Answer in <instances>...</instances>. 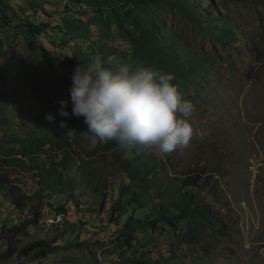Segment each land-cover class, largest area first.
I'll return each instance as SVG.
<instances>
[{
    "label": "rangeland",
    "instance_id": "374dc122",
    "mask_svg": "<svg viewBox=\"0 0 264 264\" xmlns=\"http://www.w3.org/2000/svg\"><path fill=\"white\" fill-rule=\"evenodd\" d=\"M194 1L200 8V24L212 27L214 35L228 29L235 35L217 38L201 32L167 7H148L142 12L144 24H152L160 35H167L168 46L178 47L183 57L199 61L202 68L198 74H190L186 82L175 78L172 81L192 106L187 118L192 136L187 146L167 154L154 148L159 161L176 165L172 177L196 168L214 176L209 181L215 197L212 204L221 209L220 221L229 226V232L220 234L221 222L212 220L205 243L194 252L176 249L172 253L171 245H180L174 238L165 235L155 237L153 242L143 233L125 237L119 234L109 210L81 217L69 195L58 191L55 196L52 193L50 202H43L53 204L56 210L46 208L45 220L30 233L54 237L66 231L64 240L53 246L46 259L37 261L26 259L31 250L9 258L5 254L8 248L0 243V264H102L107 253L114 259L142 255L154 244H158L155 259L159 264H264V0ZM100 10L87 0H0V143L19 136L53 139L71 143L84 155L111 143L86 132L82 117L59 116L57 103L68 101L67 111L71 113L73 71L59 65L80 47L93 49L96 63L115 55L134 66L150 67L149 60L132 55L130 45L119 34L120 27L115 20L111 22L116 12L104 8L108 12L105 16ZM215 12L218 18L212 16ZM26 19L45 31L36 42L25 29H18ZM124 25L134 29L129 22ZM47 113L55 115V123L45 119ZM61 120L65 128L60 127ZM88 161H81L78 166L82 169L76 172L79 181L90 184L85 205L92 206L96 201L93 197L100 195L94 186L100 180L101 167L97 158L92 163ZM22 180L21 187L33 198L40 188L39 178L26 175ZM122 181V175L110 172L105 191L108 202L118 199ZM60 206H67L66 217L57 211ZM28 210L26 219H31L34 212ZM23 220L8 202L0 199V230ZM85 225L87 230L82 228ZM77 240L84 246L69 245ZM208 244L212 246L206 253L203 247Z\"/></svg>",
    "mask_w": 264,
    "mask_h": 264
},
{
    "label": "trees",
    "instance_id": "16d2710c",
    "mask_svg": "<svg viewBox=\"0 0 264 264\" xmlns=\"http://www.w3.org/2000/svg\"><path fill=\"white\" fill-rule=\"evenodd\" d=\"M90 4L101 8L100 14L107 16L109 11L116 14L111 18L120 27L119 34L122 39L130 45L132 55L147 59L151 62L150 67L169 73L177 80L186 82L190 74H198L202 68L199 61L183 57L178 47L171 48L166 44L165 34L160 35L158 30L153 29L152 24L147 26L142 22L145 19L142 12L148 7H167L176 17L190 22L193 26L199 27L201 32L213 36L235 35L233 30L219 31L214 35L212 27L200 24L198 14L200 8L194 0H87ZM106 5L105 7L102 5ZM124 10L125 13L122 11ZM214 18L219 15L215 12ZM129 22L134 29L125 28L124 23ZM25 29L30 38L36 42L45 35L41 27L33 26L27 19L24 25L18 29ZM221 32V33H220ZM169 38V37H168ZM3 47L0 46V57ZM93 49L73 51L72 58L60 61L59 67L66 71H73L77 66H87L91 62ZM58 61V60H57ZM52 64L50 63V68ZM53 69V68H52ZM62 152V160L57 162ZM97 158L100 163L101 177L94 191L99 196H94V205H85L87 188L90 184L87 181H79L80 175L76 172L82 169L78 164L94 161ZM158 154L154 147L144 149L140 152L133 150L125 152L120 150L114 143H106L97 149L84 155L78 152L69 142H59L53 139H31L27 136L10 137L0 143V199L8 202L17 215L24 220L13 226L4 225L0 230V243L8 248L6 256L12 258L23 251L31 250L26 259L37 261L46 259L65 237L62 234L54 237L32 235L31 228H39L45 220V210H53V204L44 205L45 199L49 202L51 197L57 195L58 191L69 195L76 208L89 214L91 217L101 212L110 211V216L117 224L119 234L135 236L143 233L145 238L155 241V237L169 236L175 242L171 245L172 253L176 249L194 252L196 247L205 243L209 224L212 220L220 221V208L212 204L215 198L209 188V181L213 177L208 176L205 169L196 168L181 173L177 171L176 165L164 164L158 160ZM92 163V162H90ZM16 173L17 177L11 178ZM112 174L122 175L123 181L119 191L118 199L108 202L105 191L108 189V176ZM28 174L39 178V191L28 197L20 184L22 178ZM215 175V174H214ZM86 187V189H85ZM47 191L48 195L44 196ZM53 193V195H52ZM39 199L34 205L32 200ZM67 206L57 207V211L65 217L69 214ZM34 213L31 219L28 209ZM56 210V208H55ZM81 216V217H82ZM85 218V217H84ZM222 229L220 234L229 232V226L220 221ZM83 225V224H82ZM85 225L82 228L86 229ZM185 230V231H183ZM60 241V242H59ZM59 242V243H58ZM86 244V243H85ZM72 247L81 248L84 246L78 240ZM212 244L203 247L206 253ZM194 247V248H193ZM158 244H154L151 251L144 254H133L123 258L114 259L109 253L105 254L102 264H159L156 262ZM104 260V261H103ZM7 264V263H6Z\"/></svg>",
    "mask_w": 264,
    "mask_h": 264
},
{
    "label": "clouds",
    "instance_id": "9594fccd",
    "mask_svg": "<svg viewBox=\"0 0 264 264\" xmlns=\"http://www.w3.org/2000/svg\"><path fill=\"white\" fill-rule=\"evenodd\" d=\"M173 79L169 73L108 55L101 63L74 68L69 89L71 113L67 111L69 102L59 100L58 115L82 117L86 132L114 143L122 151L155 147L162 154L171 153L187 146L192 136L187 119L192 106ZM45 119L55 123L56 117L47 113ZM60 127H66L64 120ZM57 155L60 162L63 154ZM77 212L84 214L82 210Z\"/></svg>",
    "mask_w": 264,
    "mask_h": 264
}]
</instances>
